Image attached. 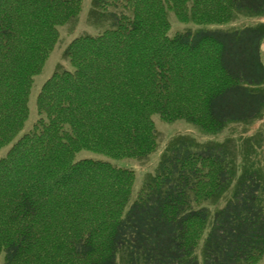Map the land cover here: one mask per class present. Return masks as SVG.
Listing matches in <instances>:
<instances>
[{
  "label": "trees",
  "instance_id": "1",
  "mask_svg": "<svg viewBox=\"0 0 264 264\" xmlns=\"http://www.w3.org/2000/svg\"><path fill=\"white\" fill-rule=\"evenodd\" d=\"M83 1L0 0V264H259L264 133L170 144L132 202L136 172L111 160L155 152V115L207 135L263 119L264 23L223 27L264 18V0H94L114 27L71 41L72 69L44 83L18 137ZM169 12L200 29L171 36Z\"/></svg>",
  "mask_w": 264,
  "mask_h": 264
},
{
  "label": "rangeland",
  "instance_id": "2",
  "mask_svg": "<svg viewBox=\"0 0 264 264\" xmlns=\"http://www.w3.org/2000/svg\"><path fill=\"white\" fill-rule=\"evenodd\" d=\"M111 12L112 11H105L97 8L94 0H84L80 14L69 21L66 25L59 28L60 36L55 49L47 60L43 71L36 76L35 82L33 83L29 98V118L18 137H21L33 129L34 124L38 119L37 97L44 83L54 73L72 69V64L66 57V51L71 41L80 36H96L113 28L115 20L107 15ZM169 19L172 26V30L170 31L171 36L178 32L200 29L192 23L179 22L173 12H169ZM260 23H264V18L255 19L238 16L233 22L227 24L226 27L223 28L241 29L243 27L254 26ZM262 52V59L264 62V46ZM153 119L158 133V147L155 152L142 159L111 160L117 166L129 168L136 172V181L133 187L131 202L135 200L137 193L146 182L147 177L157 171L159 162L162 160L165 153L169 151L171 145H175L180 141H189L190 143H193L195 148L201 149L210 143L225 142L229 139L231 140L229 143L231 146L235 147L237 144V147H239L241 144H245L244 142L246 139L252 138V136L255 135H258L259 139L262 138V133H264V117L261 121L256 122L252 126L230 125L225 131L218 135H207L203 133L200 128L186 120L166 122L160 115H155ZM10 145L11 144L0 150V158L7 154ZM77 159L98 160L107 158L97 153L84 150L77 154ZM259 264H264V258Z\"/></svg>",
  "mask_w": 264,
  "mask_h": 264
}]
</instances>
